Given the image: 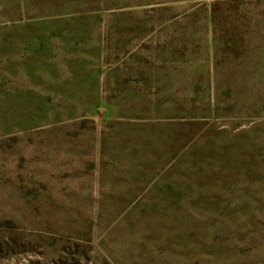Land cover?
Instances as JSON below:
<instances>
[{
	"label": "rangeland",
	"instance_id": "obj_1",
	"mask_svg": "<svg viewBox=\"0 0 264 264\" xmlns=\"http://www.w3.org/2000/svg\"><path fill=\"white\" fill-rule=\"evenodd\" d=\"M0 264H264V0H0Z\"/></svg>",
	"mask_w": 264,
	"mask_h": 264
}]
</instances>
